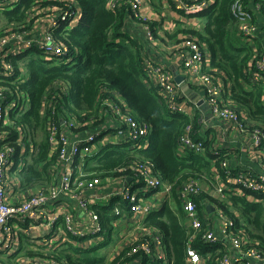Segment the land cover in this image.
<instances>
[{
    "label": "built area",
    "instance_id": "2783aa9c",
    "mask_svg": "<svg viewBox=\"0 0 264 264\" xmlns=\"http://www.w3.org/2000/svg\"><path fill=\"white\" fill-rule=\"evenodd\" d=\"M163 2L184 18L208 9L215 0ZM2 4L10 5L7 0H0V7ZM151 4L152 0H108L110 10L123 5L130 6L134 17L142 23L147 41L156 44L153 29L147 23L159 20L143 13V8ZM75 7L53 11L52 8H47V17L33 20L30 16L25 25L16 29L10 28L0 35V82L13 79L15 83L21 84L26 81L23 77L16 76L14 63L23 71L25 59L32 58L30 54L41 52L46 61H60V58L67 54L68 47L55 40L52 30L56 31L63 25H69V29L77 27L81 12L79 9L75 10ZM263 11L264 0L231 2V13L237 22L238 35L254 49L258 32L256 13ZM178 48L181 50V67L187 79L183 76L184 82L178 84L170 68L146 55L145 83L157 90L169 111L184 115H189L196 104L187 101L182 86L190 85L191 82L197 84L205 94L211 115L237 127L241 133H251L249 151L258 154L264 145V126L255 125L251 132L248 131V126L238 111L232 107L230 100L224 98L223 74L218 76L205 66L206 58L201 41L196 37L186 36ZM255 52V60L251 62L255 63L254 67L248 71L253 80L252 85L264 83V54L256 50ZM27 53L29 57L20 59ZM61 88L64 90L65 85L61 84ZM7 92L8 89L0 87V264H68L59 259L58 254L69 245L78 248L81 253L91 247H99L104 242L107 229L96 207L110 206L114 199L123 201L132 219L140 222L135 227L136 234L121 239L122 249L118 255L126 247H130L126 253L130 258L136 256L138 261L143 262L142 259L148 257L151 262L161 261L162 264H168L163 233L159 229L146 227L143 221L160 209L156 201L148 203L146 195L163 193L166 198H170L172 185L157 175L148 163L134 162L117 171L123 173L119 180L105 181L99 177L88 178L83 171L82 162L79 166H74L78 157L82 159L88 154L96 155L109 145L134 143L145 138L151 131L150 127L124 115L115 104H107L109 108L104 115L84 125L92 128L99 123L90 130L74 127L73 123L62 124L60 127L49 123L46 135L50 156H57V179L24 190L20 187L19 179L29 156L32 155L34 145L26 142V134L16 118L25 112L30 104L23 93L9 95ZM51 105L52 103L47 102L46 107ZM204 121L205 119L201 118V123ZM194 135L193 125L185 128L179 141V153H205L204 142ZM28 147L30 152L26 155ZM210 152L215 156L222 154L214 147ZM261 165L262 171L254 172L248 168L235 170L230 167L228 161L223 162L221 168L224 179L218 170H213L218 183L212 186L215 191L212 197L218 200L219 204L225 202V198L228 199L230 195L244 196L249 202H264V155ZM13 172L17 176L15 179L12 177ZM125 172H130L131 175ZM75 175L77 177L74 179ZM129 178L132 181L128 184ZM199 181L190 179L179 191L190 227L187 264H208L207 257L210 255L204 258L198 249L193 247L198 239L213 249L211 255L216 254L218 257L215 264H264L263 252L258 248L259 243L251 235L247 225L242 222L236 226L222 209L217 213L214 223L209 225L206 231H202L208 224L197 202V198L204 193ZM114 182L118 183L116 187L113 186ZM89 189L94 191V194L88 195ZM65 200L72 202L75 212L71 210L70 204H65ZM123 208L116 204L113 209L119 222L129 219ZM23 243L30 247L31 255L26 258L20 256Z\"/></svg>",
    "mask_w": 264,
    "mask_h": 264
},
{
    "label": "trees",
    "instance_id": "16d2710c",
    "mask_svg": "<svg viewBox=\"0 0 264 264\" xmlns=\"http://www.w3.org/2000/svg\"><path fill=\"white\" fill-rule=\"evenodd\" d=\"M7 2L10 3L9 6L2 4L0 7V35L10 28L16 29L25 25L30 16L33 20L47 17V8H52L53 11L76 6L75 10L79 9L81 12L77 27L69 29V25H63L56 31L52 30L55 40L68 47L67 54L62 56L60 61H46L36 52V57L26 61L23 71L14 63L16 76L23 77L26 81L21 84L15 83L13 79L0 82V87L8 89L9 95L23 93L29 99L30 107L16 118L26 134V142L29 144L30 139L35 146L34 153L22 173L25 188H35L57 179V156H50L46 135L49 123L59 127L73 123L74 127L90 130L99 123L92 128L84 125L104 115L109 108L107 104H115L124 115L132 117L141 125H148L151 131L137 142L109 145L96 155L88 154L82 159L78 157L74 166L77 167L83 162V171L88 178L99 177L105 181L122 175L123 173L117 171L134 162L152 165L153 171L172 185V193L170 198L164 200L159 210L144 219V225L159 229L163 233L168 264H187L190 227L180 201V188L190 179L210 180L215 184L212 179L214 169L218 170L224 179L221 165L227 160L223 153L219 156L213 155L210 152L211 141L196 135L203 129L200 127L199 115L189 117L169 111L157 90L145 83L144 58L148 55L146 51L150 44L140 26L142 23L134 17L130 6L123 5L110 10L108 0ZM231 2L232 0H215L208 9L194 15L197 19L206 20L202 32H182L188 36H197L200 41L208 44L212 55L211 66L217 70L215 74L220 76V73H223L225 80L231 84L232 102L238 106L239 111L247 112L253 123L264 126V85H252L248 72L254 67L255 63L251 62L255 60L253 58L256 52L253 46L246 44L238 35L237 22L231 13ZM152 6L158 11L161 10V6L155 5L153 0ZM2 19L5 21L4 25H1ZM147 24L152 27L156 39L161 40L158 22L151 21ZM178 33H181V28L175 35ZM26 56L28 53L20 59ZM61 84L65 85L64 90ZM247 84L251 85V89L246 87ZM47 102L52 103L51 107H46ZM189 125H193L195 138L204 142L205 153H179L180 138ZM206 134L208 137L210 132ZM39 136L42 137L40 141ZM29 152L28 147L26 155ZM125 173L131 175L130 172ZM76 177L77 175L74 179ZM227 201L233 206L219 204L218 200L206 193L197 198L199 209L203 210L202 215L206 211L207 203L211 202L222 209L237 226L241 221L234 211L239 212L264 255V202H249L244 196L235 195H230ZM116 204L122 208L125 206L120 199H114L110 206L96 208L107 229L106 241L99 247H91L83 253L69 245L60 251L59 259L68 264H130L136 259V256H126L130 247H126L113 259L99 251V248L114 246L116 243L112 232L113 221L118 219L113 212ZM122 210L131 216L125 207ZM208 228L209 225L204 226L202 231ZM193 247L198 249L204 258L210 255L207 257L208 264H215L217 255H211L213 249L203 241L198 239ZM142 261V264H162L161 261L151 262L148 257H144Z\"/></svg>",
    "mask_w": 264,
    "mask_h": 264
},
{
    "label": "crops",
    "instance_id": "0c3cea01",
    "mask_svg": "<svg viewBox=\"0 0 264 264\" xmlns=\"http://www.w3.org/2000/svg\"><path fill=\"white\" fill-rule=\"evenodd\" d=\"M159 4L163 6L164 10L168 11L169 16H167L168 15L167 13L162 12V7L160 11H158L157 9H156L157 11L152 10L151 8L152 4L146 5L143 8V13L146 16L152 19L155 17L157 20H159V21H154V22H158V24L160 25L158 34L161 38V40L159 41L157 40L156 44L149 43L150 45H148L146 52L149 57L157 60L158 62L163 63L168 68H170L174 74L177 73L180 76L185 77L184 69L181 67L182 62H181V59L179 58V54L181 50L178 47L182 43L183 39L186 36H188V34H185L182 31L183 30H194L197 32H202L203 28L205 27L206 20H203L201 18L197 19L195 17L196 15L183 18V16L180 15L179 13H175L172 10H167V6L164 5L163 0H161ZM155 5H158V4L156 3ZM256 19L258 22V32H257L256 43L254 44L255 50L259 51V53L264 54V11L262 13H256ZM179 28H181V33H178L177 35H175V33L179 30ZM201 43H202V47L204 51V56L206 58L205 66L207 67L208 70H211L212 72L216 73L217 70L212 68L211 66L212 55L209 50L208 44L202 41ZM222 74L220 73V75ZM222 79H223V86H224V98L226 100H230L232 107L238 111L240 117L248 126L247 128L248 131L251 132V129L256 124L253 123L249 119L247 112L243 110L239 111V109L237 108L238 106L234 104V102H232L231 84L229 81L227 82L225 80L224 75L222 76ZM189 83L190 82H188V84ZM262 84L264 85V83ZM246 87L251 89V85L247 84ZM183 93H184V96L187 98V101L190 104L192 103L196 104L193 110H191L189 115L187 116L193 117L194 115H199L201 118L205 119L204 122L200 123L201 129L202 128L203 129L196 133L198 137H201L204 140L208 139L209 141H211V148L214 147L218 151L223 153L225 155L226 160L229 162L231 168L235 170L239 168L241 169L248 168V169L253 170L254 172L262 171L261 163H262V155H264V146L262 147V149H259L258 154H254L250 152L249 148L252 142L251 133H241L237 129V127L231 126L230 123L214 118L211 115L210 108L205 101V94L197 84H194L193 82H191V84L188 85V89L183 91ZM207 132H210L208 137H206ZM197 139H200V138H197ZM29 143H32L34 145V142L30 141V139H29ZM34 150H35V146L33 148V151L31 152L32 155L34 153ZM32 155L29 156V159L31 158ZM12 177L14 179L17 178L14 172L12 174ZM120 177L121 175L117 177L116 176L112 177L111 179L119 180ZM129 179L127 181H129ZM212 179L215 181V184L211 182L210 180H207V181L200 180L199 181L202 184V187L204 190L203 194L206 193L211 197L213 195V192H215L212 186L217 185L218 183L216 179V173L212 177ZM19 180H20L19 184H20L21 189H24V190L31 189V188H27V189L25 188L22 177ZM130 182H128V184ZM117 184L118 183L114 182L113 186L116 187ZM90 193L94 194V191H92L91 189L87 190V194L89 195ZM165 198L166 196H164L163 193H157L156 195L155 194L146 195L145 197L146 201L149 203H152L153 200L156 201L158 203L159 208L161 207ZM64 202L66 205L70 204L71 210L75 212V207L73 206L71 201L65 200ZM223 203H225L227 206H230V207L233 206L230 201H227L226 198H225V202ZM210 207L214 208L213 212L209 211ZM205 209L206 211L204 213V216L206 217V222L208 225H211L214 223L216 219V215L220 209L217 208L216 204H213L211 202L207 203ZM234 214L241 221L240 223L244 222L239 212L234 211ZM127 215L129 214L127 213ZM128 218L129 219H127L126 221H121V222L117 220L113 221L114 230L112 232H113L114 238L116 239V243L114 246L110 245L108 247L110 251L113 249L111 259L115 258L116 255H118L120 250L122 249V245L120 243L121 239L125 236H128L129 238L130 236L137 233L135 230V227L138 224H140V222L137 219L134 221V219H132L133 218L132 215L129 216ZM107 239H108V234L106 233L104 241H106ZM22 247H23V251L20 253V256H23L24 258L30 256L31 255V252L29 251L30 247L27 246L25 243H23ZM109 257H110V253H109ZM130 264H142V262L138 261V259H134L133 261L130 262Z\"/></svg>",
    "mask_w": 264,
    "mask_h": 264
},
{
    "label": "rangeland",
    "instance_id": "374dc122",
    "mask_svg": "<svg viewBox=\"0 0 264 264\" xmlns=\"http://www.w3.org/2000/svg\"><path fill=\"white\" fill-rule=\"evenodd\" d=\"M13 1H14V0H13ZM153 2H154L155 4L157 3L158 5H160V4H159V1H157V0H153ZM160 6L162 7V12L168 14V11L164 10V8H163L162 5H160ZM151 8H152V10L157 11V10L155 9V7L152 6V5H151ZM167 10H172L173 12L177 13V11H176L174 8H171V7H167ZM167 16H169V14H168ZM4 23H5V21H4V19H2V20H1V25H4ZM49 25H51V22H49ZM39 53L41 54V57H42L43 54H42L41 52H39ZM29 56H30V57H33V56L36 57V54H35V55L30 54ZM29 56H28V57H29ZM43 59H44V58H43ZM44 60H45V59H44ZM25 61H29V59L26 58ZM22 63H23V62H22ZM23 64H24L23 69H25V63H23ZM27 100H29V99L27 98ZM38 140H39V141L42 140V137L39 136V137H38ZM93 150H94V149H93ZM82 164H83V162H82ZM101 183H102V182H101ZM148 203H149V202H148ZM99 251H100V253H101L102 255L107 254V255L109 256V253H110V259H111L113 249L110 251L108 247H104V248H99Z\"/></svg>",
    "mask_w": 264,
    "mask_h": 264
},
{
    "label": "water",
    "instance_id": "95a60500",
    "mask_svg": "<svg viewBox=\"0 0 264 264\" xmlns=\"http://www.w3.org/2000/svg\"><path fill=\"white\" fill-rule=\"evenodd\" d=\"M175 80H176V82L178 83V84H182L183 82H184V77L183 76H180L179 74H175ZM186 89H188V85H184V86H182V90L183 91H185ZM132 179H129V181L128 182H130ZM209 211L210 212H213L214 211V208H209Z\"/></svg>",
    "mask_w": 264,
    "mask_h": 264
}]
</instances>
